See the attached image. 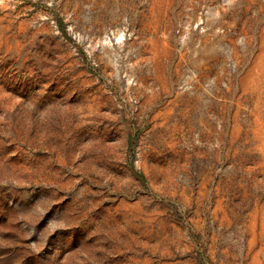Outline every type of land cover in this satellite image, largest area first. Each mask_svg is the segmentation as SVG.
<instances>
[{
	"label": "rangeland",
	"instance_id": "1",
	"mask_svg": "<svg viewBox=\"0 0 264 264\" xmlns=\"http://www.w3.org/2000/svg\"><path fill=\"white\" fill-rule=\"evenodd\" d=\"M0 264H264V0H0Z\"/></svg>",
	"mask_w": 264,
	"mask_h": 264
}]
</instances>
